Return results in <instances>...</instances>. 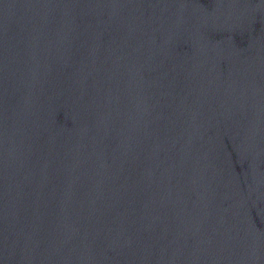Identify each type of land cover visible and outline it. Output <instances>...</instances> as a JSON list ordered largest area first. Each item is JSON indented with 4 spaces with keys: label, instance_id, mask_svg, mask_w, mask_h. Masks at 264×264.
Listing matches in <instances>:
<instances>
[{
    "label": "water",
    "instance_id": "obj_1",
    "mask_svg": "<svg viewBox=\"0 0 264 264\" xmlns=\"http://www.w3.org/2000/svg\"><path fill=\"white\" fill-rule=\"evenodd\" d=\"M0 264H264V0H0Z\"/></svg>",
    "mask_w": 264,
    "mask_h": 264
}]
</instances>
